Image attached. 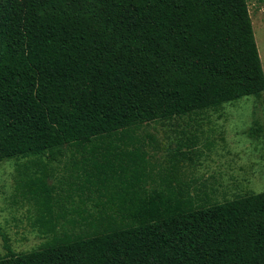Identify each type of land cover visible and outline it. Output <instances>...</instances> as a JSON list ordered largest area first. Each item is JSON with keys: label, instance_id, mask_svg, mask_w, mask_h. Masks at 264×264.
Wrapping results in <instances>:
<instances>
[{"label": "trees", "instance_id": "16d2710c", "mask_svg": "<svg viewBox=\"0 0 264 264\" xmlns=\"http://www.w3.org/2000/svg\"><path fill=\"white\" fill-rule=\"evenodd\" d=\"M245 96L264 97L246 0H0V161L67 146L84 175L59 194L45 167L16 163L15 193L52 237L17 253L0 230V264H264V190L210 201L175 175L148 186L135 133ZM246 132L264 141L258 119ZM92 189L93 211L74 202ZM68 212L91 230L58 235Z\"/></svg>", "mask_w": 264, "mask_h": 264}, {"label": "rangeland", "instance_id": "374dc122", "mask_svg": "<svg viewBox=\"0 0 264 264\" xmlns=\"http://www.w3.org/2000/svg\"><path fill=\"white\" fill-rule=\"evenodd\" d=\"M246 2L264 72V0ZM263 103L264 97L262 100L245 96L217 109L140 126L135 133L148 152L147 185L155 186L161 177L175 175L177 180L190 184L198 200L210 201L263 191L264 141L246 132L255 118L264 125ZM80 158L64 146L62 154L54 160L43 156L0 161V230L7 235L15 252L38 249L52 237L43 223L35 221L38 215L32 202L15 193L16 163L23 164L29 172L45 167L50 174L49 184L64 194L72 181L83 183L81 169L74 166ZM98 199L94 189L74 196V202H87L90 211L94 210L92 202ZM82 216L86 213L68 212L66 217L74 218L76 223L64 222L56 227V233L89 232L91 227ZM6 254L0 235V256Z\"/></svg>", "mask_w": 264, "mask_h": 264}]
</instances>
